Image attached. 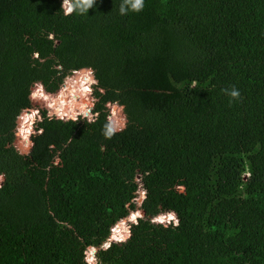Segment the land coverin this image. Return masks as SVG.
<instances>
[{
  "label": "trees",
  "instance_id": "16d2710c",
  "mask_svg": "<svg viewBox=\"0 0 264 264\" xmlns=\"http://www.w3.org/2000/svg\"><path fill=\"white\" fill-rule=\"evenodd\" d=\"M63 2L0 0V264H85L136 210L100 264H264V0H144L125 15L124 0L69 15ZM83 68L93 121L42 111L19 153L33 85L55 94ZM121 97L127 124L107 138L105 104ZM164 213L178 223L152 222Z\"/></svg>",
  "mask_w": 264,
  "mask_h": 264
},
{
  "label": "rangeland",
  "instance_id": "374dc122",
  "mask_svg": "<svg viewBox=\"0 0 264 264\" xmlns=\"http://www.w3.org/2000/svg\"><path fill=\"white\" fill-rule=\"evenodd\" d=\"M94 85L95 80L90 68H83L67 76L62 86L55 94H47L39 83L34 84L30 94V107L17 117L15 130L13 132L12 146L22 155L29 152L31 147L30 136L35 133L37 123L41 120L42 111H45L49 118L63 119L64 117L65 119L63 121L68 119L75 120L77 118L93 121L92 114L90 115V113L96 101L93 94ZM47 97H50L51 101L47 102ZM59 97H69V100L72 99L73 102H68L69 105L66 109L61 108V106L63 107L64 105H60L59 102L53 106V100ZM125 105V100L122 97L114 101H108L105 104L108 113V121L118 129L117 131L123 130L127 124ZM1 181L2 177L0 176V183ZM141 192L142 189H139L137 192V201L140 199ZM133 217L135 218L133 219ZM139 217H142L140 210L131 212L111 229L112 234H110L108 240L123 241L129 236V225L135 223ZM153 221L158 223L162 222L163 225H167L168 223V220L166 221L159 217L153 219ZM121 237H123V239H120ZM86 256H88V253ZM97 263L100 264L99 260H97Z\"/></svg>",
  "mask_w": 264,
  "mask_h": 264
},
{
  "label": "clouds",
  "instance_id": "9594fccd",
  "mask_svg": "<svg viewBox=\"0 0 264 264\" xmlns=\"http://www.w3.org/2000/svg\"><path fill=\"white\" fill-rule=\"evenodd\" d=\"M92 3H93V0H64L63 4H62V7L63 9H65V15H69L71 14L74 10H79L80 12H84L86 11L88 8H90L92 6ZM126 5H130V10L133 11V12H136V13H139L143 10L144 8V0H124V3L121 4L120 6V14L121 15H125L126 14ZM96 83V82H95ZM41 85V84H40ZM41 88H43L41 86ZM44 90V89H43ZM48 94V93H47ZM231 97L232 98H239L240 97V93L238 90L236 89H233L230 93ZM31 101V99H30ZM92 114V118L94 119L95 115L92 113V109H91V113L90 115ZM87 115V114H86ZM65 118L63 117V119H59V120H64ZM78 119V118H77ZM69 120V119H68ZM73 120V119H71ZM76 120V119H75ZM89 121V120H87ZM118 129L111 123H109L107 126H106V131L104 133V135L107 137V138H111V136L114 134V132H116ZM35 132H36V129H35ZM33 135V134H32ZM31 137V136H30ZM31 142V141H30ZM247 177V176H246ZM139 189H142V188H139ZM140 199L135 200V203L140 206V204L142 203V201L144 200L145 198V191L142 189V192L140 194ZM159 216H163V217H167L166 218H163L164 220H168V223L167 225L173 223V225L177 224L178 221L176 219V216L173 214V213H164V214H161ZM159 216H157L156 218H158ZM169 217H171V219H168ZM139 218H142V217H139ZM154 218V219H156ZM138 219V218H137ZM175 221V223H174ZM152 222L154 223H158L156 221H153ZM137 223V220L136 222ZM135 223H132V224H135ZM162 224V222L160 223ZM131 225V224H130ZM129 225V227H130ZM163 225V224H162ZM113 228V227H112ZM111 228V229H112ZM110 234L111 233V230H110ZM128 234H129V230H128ZM110 236V235H109ZM128 237H126L123 241H117V240H108L109 237H108V241L106 240L100 247H88L85 249V264H98L97 263V252L99 250H106L108 247H110V245L112 243H116V244H119V243H122L124 241L127 240ZM120 239H123V237H121ZM88 253V256H86V254ZM89 257V259H88Z\"/></svg>",
  "mask_w": 264,
  "mask_h": 264
},
{
  "label": "water",
  "instance_id": "95a60500",
  "mask_svg": "<svg viewBox=\"0 0 264 264\" xmlns=\"http://www.w3.org/2000/svg\"><path fill=\"white\" fill-rule=\"evenodd\" d=\"M2 179H3V178H2ZM141 215H142V217H144V212L141 211Z\"/></svg>",
  "mask_w": 264,
  "mask_h": 264
},
{
  "label": "snow or ice",
  "instance_id": "6c2138e0",
  "mask_svg": "<svg viewBox=\"0 0 264 264\" xmlns=\"http://www.w3.org/2000/svg\"><path fill=\"white\" fill-rule=\"evenodd\" d=\"M138 215V214H137ZM135 217H133V219H134ZM169 219H171V217H169Z\"/></svg>",
  "mask_w": 264,
  "mask_h": 264
}]
</instances>
